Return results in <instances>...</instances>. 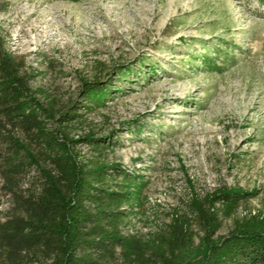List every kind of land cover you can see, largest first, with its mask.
Segmentation results:
<instances>
[{"label": "rangeland", "instance_id": "1", "mask_svg": "<svg viewBox=\"0 0 264 264\" xmlns=\"http://www.w3.org/2000/svg\"><path fill=\"white\" fill-rule=\"evenodd\" d=\"M0 34L77 160L134 178L125 233L164 237L194 197L219 190L255 193L232 216L218 211L215 237L264 211V0H0ZM85 82L106 91L89 108ZM10 206L0 176V215ZM192 229L183 264L207 244Z\"/></svg>", "mask_w": 264, "mask_h": 264}, {"label": "trees", "instance_id": "2", "mask_svg": "<svg viewBox=\"0 0 264 264\" xmlns=\"http://www.w3.org/2000/svg\"><path fill=\"white\" fill-rule=\"evenodd\" d=\"M85 84L89 108L106 91L92 85L96 82ZM55 116L35 96L23 56L10 51L0 34V176L11 198L8 212L0 215V264H113L117 254L125 264H183L179 255L193 240L195 224L207 244L185 264H264V211L236 221L229 235L215 237L222 227L218 211L232 216L255 191L226 189L194 197L192 216H176L157 240L125 233L134 178L116 173L100 158L90 165L79 162L75 140L49 126ZM104 148L95 141L99 154ZM33 168L37 174L24 187Z\"/></svg>", "mask_w": 264, "mask_h": 264}]
</instances>
